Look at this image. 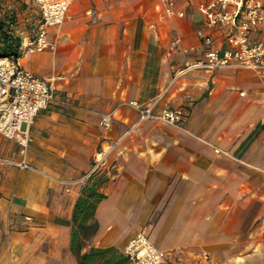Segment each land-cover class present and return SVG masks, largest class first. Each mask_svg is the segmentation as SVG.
<instances>
[{"label": "crops", "instance_id": "obj_1", "mask_svg": "<svg viewBox=\"0 0 264 264\" xmlns=\"http://www.w3.org/2000/svg\"><path fill=\"white\" fill-rule=\"evenodd\" d=\"M30 2L0 0V20ZM185 8L179 19L162 0H72L63 26L49 30L55 50L34 53L19 33L20 15L10 25L21 40L10 56L43 80H60L30 130L31 169L0 164V264H78L70 246L79 181L120 140L99 190L106 198L94 216L98 230L82 253L124 254L140 233L165 252L163 264L178 250L230 259L264 245V78L234 68L177 77L206 53L205 19L194 5L176 11ZM211 34L225 50L223 33ZM252 38L264 43V26ZM164 90L156 111L183 109L182 128L139 123L130 106ZM0 158L22 161L16 140L0 136Z\"/></svg>", "mask_w": 264, "mask_h": 264}, {"label": "built area", "instance_id": "obj_2", "mask_svg": "<svg viewBox=\"0 0 264 264\" xmlns=\"http://www.w3.org/2000/svg\"><path fill=\"white\" fill-rule=\"evenodd\" d=\"M40 18L35 24L32 38L25 43L31 53L55 50L56 44L48 40L51 29H59L67 19L72 0H33ZM165 14L184 19L186 8L195 6L204 17L205 26L199 32L206 47L205 59L182 70L177 77L197 70L220 71L234 68L251 72L264 78V43L252 41V37L264 26V0H162ZM212 32H222L227 48L219 51L214 46ZM60 77L43 80L22 69L18 58H0V136L16 140L23 159L17 163L0 158V164H7L21 170H30L26 161L31 141L30 130L39 113L46 110L55 100L57 82ZM164 90L148 104L130 103L139 114V123L162 122L182 128L186 122L185 111L181 108H164L157 112L166 95ZM105 129L112 126L111 115L102 117ZM121 142L111 144L108 149L95 155L91 173L79 181L83 187L93 174L108 176L110 167L108 156ZM124 255L129 264H163L165 252L159 250L144 234L140 233L129 242Z\"/></svg>", "mask_w": 264, "mask_h": 264}, {"label": "trees", "instance_id": "obj_3", "mask_svg": "<svg viewBox=\"0 0 264 264\" xmlns=\"http://www.w3.org/2000/svg\"><path fill=\"white\" fill-rule=\"evenodd\" d=\"M10 12V15L0 20V58L18 56L17 50L21 44L20 38L14 40L10 31V25L18 20L20 14L18 10ZM105 181L106 176L93 174L75 206L70 250L76 256L78 264H129L126 256L115 248H91L88 252L82 253L85 242L98 230L94 216L98 205L106 198L99 191Z\"/></svg>", "mask_w": 264, "mask_h": 264}, {"label": "rangeland", "instance_id": "obj_4", "mask_svg": "<svg viewBox=\"0 0 264 264\" xmlns=\"http://www.w3.org/2000/svg\"><path fill=\"white\" fill-rule=\"evenodd\" d=\"M30 1L22 9H18L20 14L19 19L22 20L19 33L23 34L25 39L32 38L35 24L40 18L38 8L33 0ZM171 253L174 257H172L168 264H264V245L262 247L252 246L243 252H232L230 259H227L226 255L218 258L211 253H200L201 255L198 258H195L194 253L186 251L178 250Z\"/></svg>", "mask_w": 264, "mask_h": 264}]
</instances>
